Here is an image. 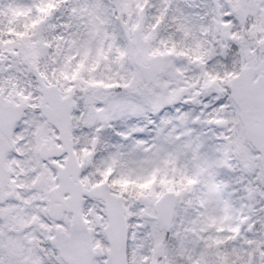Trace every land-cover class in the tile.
Here are the masks:
<instances>
[{"label": "snow or ice", "instance_id": "1", "mask_svg": "<svg viewBox=\"0 0 264 264\" xmlns=\"http://www.w3.org/2000/svg\"><path fill=\"white\" fill-rule=\"evenodd\" d=\"M0 264H264V0H0Z\"/></svg>", "mask_w": 264, "mask_h": 264}]
</instances>
